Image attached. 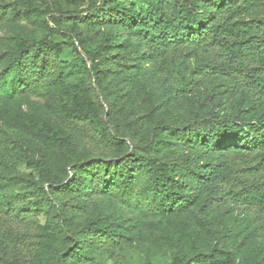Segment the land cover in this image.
<instances>
[{
  "label": "trees",
  "instance_id": "trees-1",
  "mask_svg": "<svg viewBox=\"0 0 264 264\" xmlns=\"http://www.w3.org/2000/svg\"><path fill=\"white\" fill-rule=\"evenodd\" d=\"M151 14L135 16L106 0H89L87 7L75 11H49L51 28L46 35L37 40L18 37L12 49L0 56V99H11L17 92L30 93L40 85L48 87V82L55 80L58 84L49 87L54 107L64 127L76 134V148L101 147L113 153L115 143L98 118L68 105L64 98L69 89L61 82L66 66L63 44L52 39L67 20L120 24L129 29L143 24L136 37L148 46L147 60L160 53L172 63L198 54L207 56L205 65L190 71L180 95L202 86L208 74L222 72L235 87L248 93L252 108L264 104V0H157ZM19 19V14L0 10V25ZM120 37L117 32L107 49L118 48ZM123 59L122 67L131 71L137 60L130 53ZM82 61L89 71L98 65L91 56ZM214 91L210 95H216ZM243 114L215 112L197 115L183 127L164 126L147 152L133 151L106 163L77 164L73 178L59 184L51 181L50 193L66 212L87 219L73 223L76 242L60 256V264L93 262L102 254L114 257L130 242L127 232L97 211L92 203L96 194H115L161 216L187 211L199 199L203 209H219L225 214L243 210L264 232V116ZM44 129L60 145L71 147L68 137L47 125ZM209 157V161L201 160ZM25 161L49 178L47 164L28 157ZM136 185L140 188L134 191ZM37 206L36 202H0V264H35L31 252L45 237ZM225 255L216 250L200 261L226 264L229 257Z\"/></svg>",
  "mask_w": 264,
  "mask_h": 264
},
{
  "label": "rangeland",
  "instance_id": "rangeland-1",
  "mask_svg": "<svg viewBox=\"0 0 264 264\" xmlns=\"http://www.w3.org/2000/svg\"><path fill=\"white\" fill-rule=\"evenodd\" d=\"M106 1L135 16L148 17L153 16L151 12L157 4V0ZM88 3L89 0H0V10L21 18L0 25V56L12 49L18 37L37 40L46 35L51 28L49 11H75ZM141 28L140 23L129 29L120 24L66 20L52 39L63 44L66 66L61 82L69 89L65 100L98 118L115 143L113 153L101 147L76 148V134L64 127L54 107L49 87L58 84L55 80L48 82V87L40 85L30 93L17 92L11 99H0V202L37 203L45 237L43 244L31 252L35 264H60V256L76 242L73 223L87 222L86 216L68 214L50 193V182L59 184L73 178L77 164L106 163L133 151L147 152L162 127H183L197 115H235L248 110L244 114L264 116V104L252 108L248 93L235 87L222 72L208 74L202 86L180 95L190 71L205 65L207 56L198 54L172 63L160 53L147 60L148 46L136 37ZM117 32L122 36L121 45L110 51L107 46ZM127 53L137 60L131 71L122 67ZM87 56L98 64L93 71L82 61ZM213 89L216 95H210ZM45 125L68 137L71 147L60 145L45 131ZM27 157L47 164L49 178L28 165ZM201 160L209 161L210 157ZM139 188L136 185L133 190ZM92 203L131 240L114 257L102 254L93 262L75 260L72 264H208L200 260L216 250L227 254L226 264H264V232L243 210L225 214L219 209H203L198 199L187 211L161 216L146 205H131L115 194L93 195Z\"/></svg>",
  "mask_w": 264,
  "mask_h": 264
}]
</instances>
